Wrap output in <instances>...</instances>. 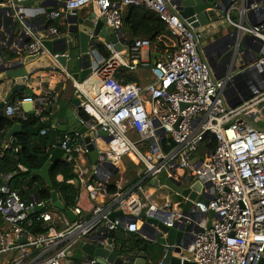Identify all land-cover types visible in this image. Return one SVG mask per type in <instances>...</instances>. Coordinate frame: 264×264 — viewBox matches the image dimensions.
<instances>
[{"label": "built area", "instance_id": "1", "mask_svg": "<svg viewBox=\"0 0 264 264\" xmlns=\"http://www.w3.org/2000/svg\"><path fill=\"white\" fill-rule=\"evenodd\" d=\"M176 1L0 0V13L6 15L4 20H11L20 30L16 35L0 20V81H5L0 84V101L5 103L3 116L26 121L28 112L23 105L31 103L40 123L52 121V115L42 114L55 105L58 94L46 81L35 84L29 76L28 92H21L23 96L16 93L6 101L16 84L9 73L18 62L28 56L50 57L55 62L52 70L60 71L74 82L80 99L76 120L87 132H67L62 143L57 141L47 149L50 155L61 149L68 155L65 161L77 163L79 181L88 192V196L83 191L78 196L71 210L77 220L71 223L65 215L48 211L45 202L35 198L25 200L6 181L0 186V219L3 220L0 264H66L67 261L71 264L76 261L74 250L80 243L103 244L93 239L102 227L138 233L142 213L147 219L160 220L168 228L181 225L187 229L189 245L182 253L183 262L258 264L264 258V131L254 122L261 116L264 89H256L238 105H225L229 101V87L237 75V55L248 57L251 66L258 67L249 74L257 75L256 82L244 85L257 87V83L264 81V18H261L264 0H207L217 5V11H224L227 21L236 27L227 46L232 55L231 64L222 77L216 76L203 50L200 31L180 17ZM30 3L52 6L39 9L43 16L40 19L34 11L21 10ZM131 7L146 9L167 25L165 44L168 41L173 44L162 60L154 64L142 58L144 51L152 49L150 40H136L117 52L106 38L92 36L87 54L91 76L79 83L62 66L59 55L52 54L46 45L49 39L66 38L60 28L73 33L74 17L86 8L92 10L95 23L101 20L111 34H117L122 28L123 12ZM26 11L30 18L22 14ZM233 11L237 12V20L232 18ZM49 22L57 23V27L47 28ZM159 41H163L162 36ZM73 44L79 46L78 38ZM100 46L105 48L107 56L101 53ZM5 50L16 58L9 60ZM141 66L150 76L146 85L122 84L117 80L121 68L136 72ZM82 111L89 119H83ZM100 132H106L107 136H100ZM46 134V130L41 131V135ZM91 134L98 164L88 169L85 160L90 152L85 139ZM207 136L216 137V149L198 156L196 150ZM14 150L18 152L17 148ZM126 158L143 165L140 179L131 187L110 194V174L119 170ZM19 168L27 171L21 165ZM163 172L185 188L200 181L203 188L199 196L203 200L192 202L184 211L185 199L176 203L164 186L151 184ZM37 207L44 208L40 219L49 228L35 236L26 230L25 224L30 211ZM88 207L92 208L91 213L85 217ZM209 211L216 214L210 229ZM113 215H117L114 220ZM83 264L98 263L92 259Z\"/></svg>", "mask_w": 264, "mask_h": 264}, {"label": "water", "instance_id": "2", "mask_svg": "<svg viewBox=\"0 0 264 264\" xmlns=\"http://www.w3.org/2000/svg\"><path fill=\"white\" fill-rule=\"evenodd\" d=\"M175 4L178 7L180 17L187 23L191 24L192 28L200 30L208 26L212 21H214L215 16L209 14V12H215L216 4L211 3L207 0H177ZM76 27L73 30V34L79 40L80 54L74 59L71 57L69 52H65L64 55L60 54L58 60L63 67L70 68V63L73 65L72 71L75 72V79L80 81H85L89 76H91V69L89 68V63L87 59V54L89 52V43L91 37H103L106 38L117 52L122 51L126 47L131 45V41L124 37L122 29L117 31V34H111L103 21H98L95 23L94 16L92 15V10L90 8L78 11L73 19ZM215 34L213 42L207 47H203V50L208 57L207 50L220 44L226 36ZM98 45V41L96 42ZM49 49L52 52V44L49 43ZM231 55V53H229ZM209 58V57H208ZM38 59L39 56H28L22 62H18V66L14 67L9 73L10 77L16 79V84L10 89L6 97V101H10L12 96L16 93L25 92L26 81L29 76H32L33 71L29 70V67ZM239 56L237 55V61ZM86 61L87 65L83 70H79L80 65L83 66V62ZM257 69L256 66H245L244 71L233 77V83H235L238 78L242 79L244 75L246 77L253 71ZM264 77V69H262ZM245 77V76H244ZM245 84V83H244ZM227 94V93H226ZM249 97L243 96L241 100H246ZM225 102V101H224ZM75 105H80V99L76 98L72 101ZM5 103L0 101V123L3 116V108ZM226 106H230L226 104ZM23 109L26 112L33 111V105L27 103L23 105ZM59 115H67V123H60L58 119L52 121H45L39 123L37 126L32 128H25L21 123L15 124L6 134V141H10L16 135L26 131L35 135H39L45 128H51L53 125L57 127L59 132V141L62 143L67 132L79 134H85L87 129L82 127L80 123L76 120L75 112L72 109H67L66 106L62 107V111ZM264 131V129H263ZM100 136H107L106 132H100ZM93 134L86 137L85 141L87 143V149L90 152V157L92 162L98 164V152L95 150L91 138ZM68 155L61 149L54 150L49 158L48 163L40 171L33 173L34 176L40 177L44 180L47 187L53 188V181L50 176V169L52 165L59 160H66ZM191 157H194L192 155ZM78 173V170L76 171ZM153 186H164L167 190L172 193H176L182 199H185L183 210L186 211L192 205V202L198 200L202 201V197L199 196L203 185L200 181H196L191 188H185L182 183H177L173 179L167 177L165 172L161 173L159 176L151 180ZM83 192L88 196L86 189ZM37 199V197H35ZM52 204L53 207L64 213L71 223L76 222L77 217L71 212L66 210L59 195L56 192L52 194ZM44 208L37 207L30 211V215L42 213ZM207 215L210 218L208 223V229L212 226V220L216 217L213 211H209ZM117 215H113L111 218L114 220ZM141 230L138 233H133L131 238L122 237L117 239V231L111 227H102L99 229L93 239L97 242L103 244H86L80 243L78 248L82 251V259H75L71 264H83L92 259H96L98 264H193L187 261H182V253L187 249L189 245L187 238V229L181 225H176L174 228H168L163 225L160 220L147 219L145 213L140 215ZM146 230H151V232H146ZM142 235L148 240V244H144L142 241ZM258 264H264V258L260 260Z\"/></svg>", "mask_w": 264, "mask_h": 264}, {"label": "trees", "instance_id": "3", "mask_svg": "<svg viewBox=\"0 0 264 264\" xmlns=\"http://www.w3.org/2000/svg\"><path fill=\"white\" fill-rule=\"evenodd\" d=\"M57 27V23L49 22L47 28ZM122 32L125 38L129 39L132 43L136 40L147 39L152 43V48L158 53H166L170 50L165 45L167 40V25L159 17L146 9L139 7H131L123 12V24ZM60 32L65 31L59 29ZM163 37V41H159V37ZM101 53L107 56V52L103 46H100ZM9 60L16 58L9 51L5 50ZM117 80L122 84L136 83L142 85V80L136 75L135 72L121 68L116 74ZM24 94L21 93L20 96ZM56 107H51L48 111L44 112L42 116L46 117L52 115L54 119L57 116ZM28 119L26 121L20 119H11L4 117L0 123V186L6 181L12 191H17L21 196L31 201L35 197L38 200L46 203L48 211L54 213L57 212L64 216V213L56 210L52 204V194L56 192L66 210L71 211L77 204V198L83 191V185L79 181V175L76 172L78 169L77 163H69L65 160H59L55 162L50 169V176L53 181V188L47 187L46 183L40 177L33 175L34 172L40 171L48 163L50 153L48 147L59 141V132L56 129L45 128L46 135H35L29 132H22L16 135L11 142L6 141L7 132L17 123H21L25 128H32L40 123V118L35 113H27ZM83 119H89V116L85 112H81ZM53 119V120H54ZM75 138H77L74 135ZM79 139V138H78ZM78 141V140H77ZM6 144L10 145V148L5 149ZM208 153L214 152L217 146V139L215 136H207L204 140ZM15 148L18 152H15ZM23 166L27 171H23L19 166ZM126 167L131 171L134 169H143L141 163L128 160ZM133 179L135 183L140 179L136 171L133 172ZM62 177V181L58 178ZM75 180V184H69V181ZM118 192V188L115 183L109 184V193L115 194ZM54 211V212H53ZM3 224V220L0 219V225ZM26 230L31 234L38 236L45 233L49 225L40 219V214H34L29 216L28 222L25 224ZM123 235L118 233L117 239L122 238ZM131 238V236H127Z\"/></svg>", "mask_w": 264, "mask_h": 264}, {"label": "crops", "instance_id": "4", "mask_svg": "<svg viewBox=\"0 0 264 264\" xmlns=\"http://www.w3.org/2000/svg\"><path fill=\"white\" fill-rule=\"evenodd\" d=\"M51 6H52L51 4L49 5V4H45V3H42V4L41 3H30V4L23 5L21 7V10H23V11L27 10L30 12L34 11V15L37 14L38 18L42 19L43 16L40 15V10L43 8L49 9V7H51ZM27 11L25 13H22V14H24L26 16V18H30L29 17L30 14ZM209 14L212 16H215V18H214L215 20L212 21V23H210L208 26L199 30L200 33L203 31L206 32V35H207V42L205 44H202L203 47H207L208 45H210L213 42L215 34H219L218 33L219 31L222 32V35H229L228 37L226 36L224 41H222L220 44H218L215 47H212V48L207 50L208 57L212 62V66L214 68V72H215L216 76L222 77L228 71V68L231 64L232 55H229L230 52H229L227 46H228V43L230 41H232L231 35L236 33V27L233 26L231 23H229V21H227L224 11H215V12L213 11V12H209ZM1 15H2V17H1ZM5 16L6 15H3L2 13H0V20L2 19L4 21V26H6V28L11 30L14 34L19 35L20 34L19 27L18 26L16 27L12 23L11 20L9 21V19L4 20L3 17H5ZM14 17H15V19H17L15 14H14ZM261 18H264V16H261ZM222 19H224L226 21V27L227 28H225V26L221 27V25H219L218 21L222 20ZM17 23H19L18 19H17ZM19 26H20V23H19ZM223 28H225L226 30L224 31ZM62 29L66 30V31H62V34H65L66 38H62L59 40H56V39L47 40L46 45H47L48 49H49V43L52 44V52L50 51V49H49V51L55 55L64 54L65 52L68 51L70 56H71L72 50L77 49L79 54H80V48H79L80 46H76V45L74 46V44H73V41L77 39L76 35H74L73 33L69 34L67 32L66 28H62ZM42 32L45 34L47 33V31H44V30ZM201 35H202V33H201ZM202 36L204 37V35H202ZM16 40H18V38H16ZM172 44L173 43L170 42L168 45L172 46ZM164 54L165 53H158L155 51L154 48H152L148 51H144L142 58H143L144 62L154 64L156 61L162 60ZM145 56L147 57L146 59H145ZM88 63H89V61H88ZM54 65H55V62L50 57H43V58L38 59L37 61H35L32 64V66L34 67V70H33L34 73L32 74L31 80L35 84H37V82H39L40 80L42 82L46 81L47 84H50V86L52 88H54V90H56V93L58 94V101L55 103L54 106H50L49 109L51 107H56V111H57V109L59 107V112L56 113L57 114L56 119H58L60 123H67V122L61 120L59 113L62 111L63 106H66L67 109H72L75 112V114L79 112V107L77 105H75L74 103H72V101L77 98V91H76V88H75L73 81L66 79L64 77V75L60 74L61 73L60 71L56 70L54 72L52 70ZM86 65H87V62L84 61L83 66L80 65L79 70H83L86 67ZM248 65H251L250 59L248 57H244V58L239 57V60L237 62L238 68L236 67L237 68L236 74L238 75V74L242 73V70H244V67L248 66ZM72 67H73V65L71 66V69H72ZM71 69L68 68L67 70L72 74V76L75 79V76H74L75 72L72 71ZM135 73L142 80V83H144V85H146L147 83L150 82V79H149L150 76H149V73L145 67L141 66L139 68V70L136 71ZM244 76L242 77V79L238 78V80L229 87L227 99L229 100L228 104L230 106H235V105L240 104L242 102L241 98L243 96H247V97L252 96L256 89L257 90H263L264 89V81L261 84L257 83V85H258L257 87H251L250 85L249 86L244 85V83L247 84L249 81L250 82L253 81V83H255L257 80L256 79L257 75H254V76L252 75L251 77H250V75H248L247 77H246V75H244ZM75 81L79 82V83L83 82V81H80L77 79H75ZM25 92L27 93L28 90H25ZM240 92H241V94H238ZM30 112H32V111H30ZM261 117H262L261 119L264 120V104L262 105V108H261ZM51 118H52L51 120L54 119L53 116ZM52 129L58 130L57 127L54 125L52 126ZM261 129H263V128H261ZM85 161L87 162L86 168L89 169L92 166H95V164L92 162L91 157H87ZM126 166L127 165L123 160L122 164H120V169L116 170V171H112V173L110 174V177L108 179L109 184L111 182L116 184L118 191L127 189L135 183V181L133 179V177H134L133 172L136 171L138 176H141V173H142V169L136 170V169L132 168L131 171H129V169H127ZM179 174L182 175V172L180 171ZM58 179L60 181H62L63 178L60 176ZM173 194H172L173 198L174 197L179 198L178 200L174 199V201L176 203L182 202L181 197L177 196L175 193H173ZM86 206H87V204H86ZM91 209H92L91 207L90 208L88 207V209H86V211L84 213L85 217H88L90 215ZM146 232L147 233L151 232V230H146ZM118 233L122 234L123 237H127V236L132 237V234H133V233H126L123 231H117V234ZM141 237H142L143 243L148 244V240L145 237V235H142Z\"/></svg>", "mask_w": 264, "mask_h": 264}, {"label": "rangeland", "instance_id": "5", "mask_svg": "<svg viewBox=\"0 0 264 264\" xmlns=\"http://www.w3.org/2000/svg\"><path fill=\"white\" fill-rule=\"evenodd\" d=\"M239 5H240V3H239ZM232 18L233 19H235V20H237V12L236 11H233L232 12ZM45 19V18H44ZM219 22V25H221V27L222 26H225V28H227L226 27V21L224 20V19H222V20H219L218 21ZM225 28H223V30L225 31L226 29ZM222 30V29H221ZM222 30V31H223ZM66 31V30H65ZM223 31V32H224ZM202 33V35H204V37L202 36V44H205L206 42H207V35H206V32H201ZM222 33V32H221ZM168 42H171V41H168ZM169 43H167V44H165L167 47H170V45H168ZM78 54H79V52H78V50L77 49H73L72 50V52H71V57H74V59H76V57L78 56ZM147 57L145 56V59H146ZM126 59L128 60V61H130V59H129V57H126ZM46 66V65H45ZM69 66H72V64L70 63V65ZM70 69H71V67H70ZM29 70L30 71H33L34 70V67L31 65L30 67H29ZM150 79V78H149ZM3 82H5V81H0V84L1 83H3ZM143 85H144V83H142ZM264 103H262V105H263ZM60 117H61V120L62 121H65V122H67L68 121V119H67V115H60ZM262 117L260 116V117H258V118H256L255 120H254V122H255V124L259 127V128H263L264 129V120H262L261 119ZM196 152H197V154H198V156H204L205 155V153H207V154H209L208 152H207V150H206V148H205V146L202 144V145H200L199 147H198V149L196 150ZM128 160H131V159H124V162L126 163V162H128ZM166 192L167 193H170V194H173V193H171V192H169L168 190H166ZM174 195V194H173ZM173 199H175V200H178L179 198H177V197H174ZM54 212V211H53ZM54 214H59V213H57V212H54ZM59 226H60V229L61 230H63L64 229V227L62 226V225H60L59 224ZM74 253H75V258L74 259H82V251L79 249V248H75V250H74ZM69 262L67 261V263L66 264H68Z\"/></svg>", "mask_w": 264, "mask_h": 264}, {"label": "flooded vegetation", "instance_id": "6", "mask_svg": "<svg viewBox=\"0 0 264 264\" xmlns=\"http://www.w3.org/2000/svg\"><path fill=\"white\" fill-rule=\"evenodd\" d=\"M255 72V71H254Z\"/></svg>", "mask_w": 264, "mask_h": 264}]
</instances>
